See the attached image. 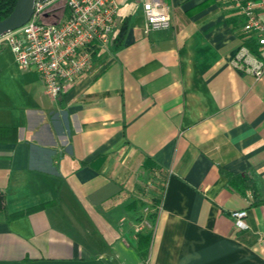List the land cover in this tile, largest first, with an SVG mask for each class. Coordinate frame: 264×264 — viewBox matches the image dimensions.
I'll return each instance as SVG.
<instances>
[{"label":"crops","instance_id":"obj_1","mask_svg":"<svg viewBox=\"0 0 264 264\" xmlns=\"http://www.w3.org/2000/svg\"><path fill=\"white\" fill-rule=\"evenodd\" d=\"M118 1L107 51L57 98L0 49V264H264V71L232 64L238 9L164 0L170 27L144 32L140 0Z\"/></svg>","mask_w":264,"mask_h":264},{"label":"built area","instance_id":"obj_2","mask_svg":"<svg viewBox=\"0 0 264 264\" xmlns=\"http://www.w3.org/2000/svg\"><path fill=\"white\" fill-rule=\"evenodd\" d=\"M236 7L244 40L236 49L233 66L260 78L264 71V0H220ZM144 32L170 27L171 13L164 0H140ZM118 0H35L22 26L0 35V49L8 47L15 62L32 68L45 92L57 98L67 86L94 68V56L106 52L115 29ZM252 40L254 48L247 45ZM148 209L135 232L152 228ZM246 210L231 213L235 228L247 227Z\"/></svg>","mask_w":264,"mask_h":264},{"label":"trees","instance_id":"obj_3","mask_svg":"<svg viewBox=\"0 0 264 264\" xmlns=\"http://www.w3.org/2000/svg\"><path fill=\"white\" fill-rule=\"evenodd\" d=\"M15 2L16 0H0V19L5 17L13 9ZM247 45L250 48H254V43L252 40H248ZM227 176H228L229 184L235 186L238 190L244 191L245 189L249 187V178L245 174L227 173ZM260 202H261L260 200H256L253 202V204H258ZM44 205L45 204L43 203V204H39L33 207H29L21 211H16L12 213L6 212L7 213L6 217L8 220H12V219L21 217L26 213H30L37 209H40ZM3 209H4V194L0 192V211ZM137 234H140V232H138ZM139 238H140V241L147 243L149 234L139 235Z\"/></svg>","mask_w":264,"mask_h":264},{"label":"water","instance_id":"obj_4","mask_svg":"<svg viewBox=\"0 0 264 264\" xmlns=\"http://www.w3.org/2000/svg\"><path fill=\"white\" fill-rule=\"evenodd\" d=\"M35 0H16L13 9L0 19V35L14 30L27 22L33 12Z\"/></svg>","mask_w":264,"mask_h":264},{"label":"rangeland","instance_id":"obj_5","mask_svg":"<svg viewBox=\"0 0 264 264\" xmlns=\"http://www.w3.org/2000/svg\"><path fill=\"white\" fill-rule=\"evenodd\" d=\"M262 18L264 19V14L262 15ZM8 49H9L8 47H4L3 51H2V54H3V56L11 58L12 55L10 53V49L9 50Z\"/></svg>","mask_w":264,"mask_h":264}]
</instances>
